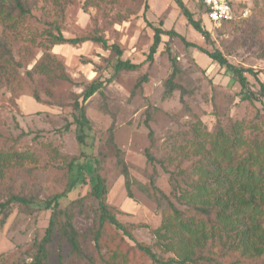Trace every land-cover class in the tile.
<instances>
[{"label":"rangeland","instance_id":"rangeland-1","mask_svg":"<svg viewBox=\"0 0 264 264\" xmlns=\"http://www.w3.org/2000/svg\"><path fill=\"white\" fill-rule=\"evenodd\" d=\"M182 1L193 18L209 31L210 43L191 27L173 0H29V22L0 32L21 65L0 72V151L30 155L21 168L12 167L11 174L0 178V203L14 191L13 183L16 191L36 202L64 193L59 202L61 209L82 198L81 212L76 210L73 223L85 242L92 227V207L96 206L89 197L91 176L95 174L94 161H100L107 188L106 203L116 219L135 226L133 233L139 241L153 243L151 230L160 224V208L145 188H149L153 177L155 186L171 195L170 173L187 168L194 160L173 150L178 145L189 149L193 121L200 120L204 128L214 132L219 124L226 126L229 120L252 118L258 110L264 130V97L253 106L240 101L243 92L231 73L194 47H186L177 36L169 40L162 35L153 61H147L153 32L144 21L145 17L155 26L161 21L163 29H173L189 42L208 51L220 50L232 64L253 69L264 83V18L258 13L264 0H243L241 6L249 9L245 19L220 28L210 27L205 19L202 23L194 0ZM54 24L59 25L65 37L101 36L108 44L120 47L121 59L140 64L137 70L119 72L86 102V116L91 124L89 136L85 137L86 145L91 147L88 156H80L71 105L75 99L81 100L82 84L113 74L116 56L92 40L76 46L55 45L51 53L71 82L51 83L44 75L28 74L41 60L40 43L47 44L43 31L55 32ZM166 41L171 55L178 60L180 83L188 92L183 100L178 90L165 94L164 84L171 73ZM247 78L249 87L257 90L254 78ZM35 93L41 102L33 99ZM147 113L154 136L150 149L156 159L153 164L144 155L149 146L144 123ZM68 122L69 129L65 131L63 127ZM111 126L113 142L124 153L129 170L131 197L108 141ZM71 157H76L83 167V183H72L65 177ZM40 202L28 208L12 203L5 210L6 216L0 214V264L4 259L30 261L25 250L41 240L49 219V211ZM48 251V264H68L70 249L67 243L59 242L58 233L53 235ZM258 264H264V254Z\"/></svg>","mask_w":264,"mask_h":264},{"label":"trees","instance_id":"trees-1","mask_svg":"<svg viewBox=\"0 0 264 264\" xmlns=\"http://www.w3.org/2000/svg\"><path fill=\"white\" fill-rule=\"evenodd\" d=\"M173 1L191 27L205 42L210 43L209 31L201 26L199 20L193 18L192 12L186 8L183 1ZM195 5L204 24L203 7L200 4ZM258 13L264 18V5ZM30 15L29 0H0V32L27 24ZM243 19L245 18L223 22L216 28ZM144 21L153 32L152 43L146 55L147 61H153L162 42V35L168 36L169 40L177 36L186 47H194L231 73L243 92L240 101L251 106L254 102L262 101L264 83L258 79L253 69L234 65L220 50L208 51L187 41L173 29H163L161 21L159 26L153 25L145 17ZM53 29L55 32L51 29L43 31L47 44L40 43L39 46L43 48L41 60L33 65L28 74L36 72L44 75L51 83L71 82L63 65L51 53V48L55 45L76 46L86 40H92L116 56L113 74L104 80L93 78L82 84L81 100L75 99L71 105L79 153L80 156H88L91 147L86 145L85 137L89 136L91 124L86 116V102L119 72L137 70L140 64L121 59L120 47L115 43L108 44L101 36L65 37L59 25L54 24ZM30 41L36 43L35 38ZM164 47L171 64V73L164 84L165 94L169 95L178 90L180 99L183 100V95L188 92L180 83L182 75L178 60L171 55L169 41L165 42ZM20 66V62L15 61L10 46L0 33V72L5 73ZM247 75L254 78L257 90L249 87ZM32 97L36 102H41L38 94L35 93ZM149 120L150 114L147 113L144 123L148 129L149 146L144 155L146 160L153 164L156 159L150 149L154 144V136ZM63 129H69V122ZM112 130L111 126L108 141L113 148L116 166L124 178L127 195L131 197L129 170L124 153L113 142ZM192 132L189 149L183 145L173 148L183 157H193L194 160L187 168L170 173L171 195L168 196L157 188L153 177L150 179L149 188H145L146 193L160 208V224L151 230L153 243L139 241L133 233L135 226L124 225L116 219L113 209L106 203L107 188L102 174L103 168L100 161L95 160V174L91 176L89 197L96 201V206L92 207L94 217L86 241H83L73 223V216L76 210L81 212L80 207L84 199H76L61 209L59 202L64 193L54 194L44 201L36 202L20 193L18 189L16 191V183H13L14 191L0 203V214L4 213L6 216L5 210L12 203L28 208L40 202L49 211V219L41 240L25 250L31 258L30 261L17 263L4 259L3 264H48V248L55 233H58L60 243L64 242L69 246L68 264H258L264 254V130L260 113L256 110L252 118L229 120L226 126L219 124L214 132L204 128L202 122L196 119L193 121ZM28 158V153L0 151V178L11 174L12 167L21 168ZM76 161V157H71L67 162L65 177L72 183H83V167ZM176 176L183 185L178 182ZM72 188L73 186L69 189Z\"/></svg>","mask_w":264,"mask_h":264},{"label":"built area","instance_id":"built-area-1","mask_svg":"<svg viewBox=\"0 0 264 264\" xmlns=\"http://www.w3.org/2000/svg\"><path fill=\"white\" fill-rule=\"evenodd\" d=\"M203 7L202 17L210 27H219L223 22L244 18L249 13L243 0H194Z\"/></svg>","mask_w":264,"mask_h":264}]
</instances>
